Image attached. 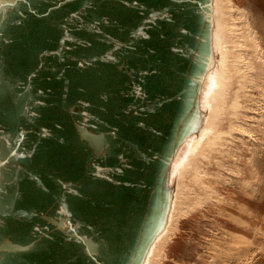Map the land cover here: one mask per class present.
<instances>
[{
  "label": "water",
  "instance_id": "water-1",
  "mask_svg": "<svg viewBox=\"0 0 264 264\" xmlns=\"http://www.w3.org/2000/svg\"><path fill=\"white\" fill-rule=\"evenodd\" d=\"M211 0H0V264H142L213 63Z\"/></svg>",
  "mask_w": 264,
  "mask_h": 264
},
{
  "label": "rangeland",
  "instance_id": "rangeland-1",
  "mask_svg": "<svg viewBox=\"0 0 264 264\" xmlns=\"http://www.w3.org/2000/svg\"><path fill=\"white\" fill-rule=\"evenodd\" d=\"M221 2L234 6L242 33V71L232 80L228 111L218 124L233 127L234 134L207 150L184 180L156 264H264V0ZM233 39L226 37L229 50Z\"/></svg>",
  "mask_w": 264,
  "mask_h": 264
},
{
  "label": "bare ground",
  "instance_id": "bare-ground-1",
  "mask_svg": "<svg viewBox=\"0 0 264 264\" xmlns=\"http://www.w3.org/2000/svg\"><path fill=\"white\" fill-rule=\"evenodd\" d=\"M233 11L234 6L228 2L211 0L210 39L213 63L203 77L199 93L202 117L196 131L181 143L172 159L168 178L171 202L166 223L151 243L142 264H156L164 242L172 232L184 180L190 175L193 176L199 169L200 160L207 150L222 145L228 136L234 134L233 127L221 129L218 125L228 111V91L231 89L232 80L237 79V73L242 71L243 51L240 49L242 33L236 28L238 23L234 20ZM228 35L234 36L230 50L226 44ZM244 78L247 76L244 75ZM233 100L229 101L231 107L235 102ZM240 129L241 126L236 125V130Z\"/></svg>",
  "mask_w": 264,
  "mask_h": 264
}]
</instances>
